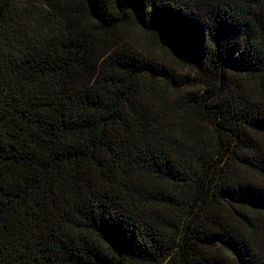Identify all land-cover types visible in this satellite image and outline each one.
Returning <instances> with one entry per match:
<instances>
[{
	"label": "trees",
	"instance_id": "trees-1",
	"mask_svg": "<svg viewBox=\"0 0 264 264\" xmlns=\"http://www.w3.org/2000/svg\"><path fill=\"white\" fill-rule=\"evenodd\" d=\"M0 264H264V0H0Z\"/></svg>",
	"mask_w": 264,
	"mask_h": 264
},
{
	"label": "rangeland",
	"instance_id": "rangeland-1",
	"mask_svg": "<svg viewBox=\"0 0 264 264\" xmlns=\"http://www.w3.org/2000/svg\"><path fill=\"white\" fill-rule=\"evenodd\" d=\"M131 31L133 34L132 37L138 39L144 47L149 48L159 60L163 62L169 60L171 56L170 51L160 48L150 33L144 32L140 28H132Z\"/></svg>",
	"mask_w": 264,
	"mask_h": 264
}]
</instances>
